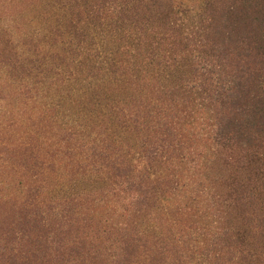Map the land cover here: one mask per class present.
I'll return each mask as SVG.
<instances>
[{
    "label": "trees",
    "instance_id": "trees-1",
    "mask_svg": "<svg viewBox=\"0 0 264 264\" xmlns=\"http://www.w3.org/2000/svg\"><path fill=\"white\" fill-rule=\"evenodd\" d=\"M38 1L0 0L14 4L12 13L27 30L10 67L9 59L0 61L13 84L0 90L17 101L14 125L40 136L45 153L24 166L53 172L58 187L60 167L91 175L112 148L134 152L132 131L151 129L152 138L139 143L144 154L137 149L134 165L112 163L101 178L107 189L62 197L43 225L67 226L72 243L105 264H264V211L256 204L264 181L250 183L259 176L256 160L264 161V0H207L188 29H174L170 0ZM40 26L48 30L42 43L34 39ZM60 106L65 111L58 113ZM53 116L64 118L62 124L46 129ZM217 151L241 175L230 180L227 208L210 194ZM172 193L178 199L159 209L155 225L145 217L147 228L130 232L131 224L140 228L147 201L168 202ZM192 214L207 217L197 230ZM224 217L251 224L222 227ZM2 223L0 235L55 242L49 232Z\"/></svg>",
    "mask_w": 264,
    "mask_h": 264
},
{
    "label": "rangeland",
    "instance_id": "rangeland-1",
    "mask_svg": "<svg viewBox=\"0 0 264 264\" xmlns=\"http://www.w3.org/2000/svg\"><path fill=\"white\" fill-rule=\"evenodd\" d=\"M206 1L207 0H170L169 2L171 3V10L169 11L170 16L168 17L169 20L174 24V29H188L187 27L192 26L193 23H191V21H196V14L201 10ZM38 2V6H40L41 4H45V0H41ZM10 6L12 8L14 7V4L12 3ZM15 7L18 6L15 5ZM24 20H22V22H24ZM38 20L39 19L34 20L33 23L43 25V22L47 21ZM52 30L54 29L52 28ZM47 31L48 30L45 27L43 29L42 26H40V29L37 30L35 34V41H38L39 43L40 40L41 43L45 41L46 37L44 36V34ZM51 34L53 35L52 32ZM16 52L17 51L15 50V47L9 42L5 31L0 29V61H6L9 59L10 62L7 63H9L10 67L12 63L11 61L17 54ZM43 54L46 55V53ZM47 55L51 56L52 54ZM18 68L21 69L20 67ZM12 70H15V68H13ZM8 72H10V70H6L3 64H0V74H2V76H0V79H3L4 81L1 85L7 83L10 84V87L13 84L12 80H9V78L7 77L9 76L7 75ZM13 77L18 78L15 75H13ZM1 97L3 98V100H1ZM4 98L8 99V101L11 102H6ZM19 105L21 106L20 102ZM17 109L18 105L16 99L13 96H7L6 94H4V92H2V90H0V222H3V226H10L13 229H17V227H22V229L30 228L32 229L30 230L32 233H38L43 236L47 235L49 232L50 235L53 234V236L51 237L55 242L54 244H50V246L47 243L33 245V243L31 244V242L29 243L28 241H25V238L20 240L17 236L15 238V236H13L11 232H4L2 235H0V264H105L102 260V256L98 255L96 258L93 255L87 256L82 250V246L79 245L80 243L74 245L72 243L73 230L70 234L68 232L69 229L67 226L60 227L56 224L45 226L48 223V220L45 216L46 211L50 207L59 209L60 206L57 204V200L63 199L62 197L69 199L74 193L82 189L84 191H92L93 188L98 189L102 187L104 189H107L108 184L106 182V179L104 181L101 178L104 179L108 175L110 170L109 167H111L112 163L114 162H117L116 164L120 165H125L127 163H129L130 166L134 165L136 159L132 158L137 157L138 151L140 154H144L143 148L138 149L139 143H141L142 145H146L150 141V139H152L150 135L151 129L143 130L145 134H138L139 136H135L136 131H132L130 133V138L131 142L134 145L131 147L133 148L131 151L134 152L131 154V152L127 151L126 148H124L122 151H119L115 147L112 148V150L108 152L107 157L103 159L101 168L98 167L97 171H94L91 175H89L90 173L85 175L83 172H76L74 167L73 171L67 172L66 170L65 172V170L63 168L61 169L60 167L63 179L59 181V185L57 187L53 186V172H47L44 170L33 173L32 171L27 169L26 166H24L27 163L28 165H31L36 161H40L41 159L39 157H41V155L45 153L43 151L44 147L42 146L43 142H39L40 136L37 137L35 132L32 129L27 128L26 126L22 128L21 126L17 127L14 125L16 113H18L16 112ZM77 109H79V107H77ZM30 110L32 112L36 111L30 106L27 107L26 111ZM62 110L63 109L60 106L58 107L57 112L60 113V111ZM63 120L64 118L62 117L57 118L56 116H53V120H51L52 122L50 121L51 123H46V129L54 127V125L52 124H54L55 121H57V123L61 125ZM144 136L145 138H143ZM156 138L157 136L155 135L154 139ZM143 140L146 142H144ZM152 147L154 146L148 147V149L151 150ZM156 151L158 153L159 149H157ZM223 155L224 154H222L220 151H217V153L215 154V161L211 166L209 172V176L215 178V183H213L210 194L216 195L215 204H217L218 207L221 206L222 208H227L226 203L231 200L229 197L230 190H227L228 187L230 189V183H232V181L230 182V180L232 179V177L235 178V176L241 175L240 173H238V170L233 169L230 166L231 162H228L227 165L222 164L221 159ZM256 161L257 171H260L258 176L259 180L255 178L252 182H250L252 185H256L257 183H259V181H264V179L260 180L261 176L264 177V161ZM62 163H64V161ZM24 173H31L33 175L29 176ZM58 173L59 172H57V174ZM184 173L186 174V172ZM242 175H245V173L243 172ZM47 176L49 179V185L45 184ZM242 181L243 180L241 179L238 180L237 184L242 183ZM96 183L98 184L95 185ZM233 184L236 185V182ZM25 190H29L30 192L25 194ZM102 190L103 189L98 191ZM177 192L179 194H183L180 190H178ZM172 194L173 196L170 197L168 202L159 201V199H156L153 204V200L147 201L146 205L141 208V213L144 215L141 219H138L141 220V226H139L140 228L133 229L131 227L134 224H131V226L129 227L130 232L132 234H140V232H138L139 229H146L147 220H145V217L148 219V222L155 225L157 221H155L154 218L160 211L159 209L167 205H174V202L178 199L176 197V193ZM200 197L203 198V194ZM92 202L93 201H90L89 203L92 204ZM257 202V206L262 211H264V196H259ZM94 203V206H96L97 202L94 201ZM261 204L263 208L261 207ZM76 205L81 209H86L88 206L84 203H76ZM197 210L200 211L199 208ZM62 211L66 213L65 209H63ZM95 212H97V209ZM76 218L80 220L82 219V215H74V219ZM206 219L207 217L203 218L201 216H198V214H192L191 221L195 222L191 223L190 220L189 222L195 225L194 230H197L196 226H200L198 224L203 223V221H205ZM231 219L232 217L230 219L228 217L225 218L226 221H224V225L222 223V227H237V225H245V223L251 224L249 223V221H245V223H232ZM82 222L83 221H79V225H81ZM43 223H45V225H43ZM81 228L82 230H80L79 232L83 231V227ZM185 232L190 233V230L188 229ZM115 236L116 234H112L111 239H113V237ZM194 238L196 239V236L191 234L190 242H193ZM147 242L153 245V240H151V238H148ZM159 243L161 244V242ZM192 244L196 245L195 242ZM156 245L159 244L157 243ZM99 247L101 249V244L99 245ZM167 263L171 264L168 260Z\"/></svg>",
    "mask_w": 264,
    "mask_h": 264
},
{
    "label": "clouds",
    "instance_id": "clouds-1",
    "mask_svg": "<svg viewBox=\"0 0 264 264\" xmlns=\"http://www.w3.org/2000/svg\"><path fill=\"white\" fill-rule=\"evenodd\" d=\"M0 29L5 31L9 42L15 47V50L17 52L22 51L21 42L25 39L27 30L17 22L15 15L11 11V6L8 4L0 3ZM3 82V79H0V84Z\"/></svg>",
    "mask_w": 264,
    "mask_h": 264
}]
</instances>
